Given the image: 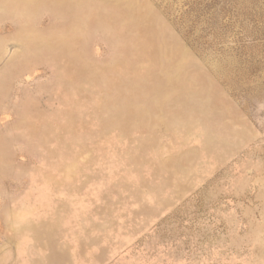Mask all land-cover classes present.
Listing matches in <instances>:
<instances>
[{"label": "rangeland", "instance_id": "374dc122", "mask_svg": "<svg viewBox=\"0 0 264 264\" xmlns=\"http://www.w3.org/2000/svg\"><path fill=\"white\" fill-rule=\"evenodd\" d=\"M0 264H264V0H0Z\"/></svg>", "mask_w": 264, "mask_h": 264}]
</instances>
